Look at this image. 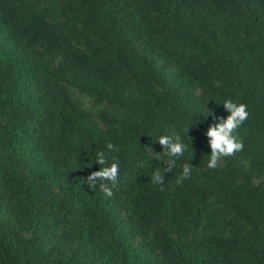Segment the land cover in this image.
Here are the masks:
<instances>
[{
	"label": "trees",
	"instance_id": "1",
	"mask_svg": "<svg viewBox=\"0 0 264 264\" xmlns=\"http://www.w3.org/2000/svg\"><path fill=\"white\" fill-rule=\"evenodd\" d=\"M0 264H264V0H0Z\"/></svg>",
	"mask_w": 264,
	"mask_h": 264
},
{
	"label": "clouds",
	"instance_id": "2",
	"mask_svg": "<svg viewBox=\"0 0 264 264\" xmlns=\"http://www.w3.org/2000/svg\"><path fill=\"white\" fill-rule=\"evenodd\" d=\"M230 115L226 120L220 118V122L209 129L207 136L210 139L212 155L210 156L207 167L209 169H215L218 166H222V158L235 155L237 152H241L244 149V143L233 135L238 128H240L244 122L249 118V112L247 110V105L240 103L237 104L232 100H226L223 104ZM211 116V115H210ZM164 146L167 155L170 158L167 161V168L164 172L157 169L152 175L153 184H164L165 173L172 171V168L176 166L177 159L184 156L187 146L181 141L178 135L169 136L164 135L159 138L158 141ZM107 149L109 152L118 150L111 143L107 144ZM152 154V150L149 148ZM155 158L159 159V156ZM108 161L104 151H99L96 153V161L101 166V170L93 172L87 178V182L91 187H95L97 182H99L100 190L105 194L106 197L112 198L114 195L113 188L118 183L119 178V162L111 163L110 167H102ZM91 168L92 164H89ZM193 167L189 164L183 165V172L181 177L177 180L180 184L184 179H191ZM163 190V188L161 189Z\"/></svg>",
	"mask_w": 264,
	"mask_h": 264
}]
</instances>
